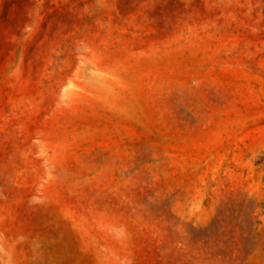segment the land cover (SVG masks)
Here are the masks:
<instances>
[{
	"label": "rangeland",
	"instance_id": "obj_1",
	"mask_svg": "<svg viewBox=\"0 0 264 264\" xmlns=\"http://www.w3.org/2000/svg\"><path fill=\"white\" fill-rule=\"evenodd\" d=\"M0 264H264V0H0Z\"/></svg>",
	"mask_w": 264,
	"mask_h": 264
}]
</instances>
